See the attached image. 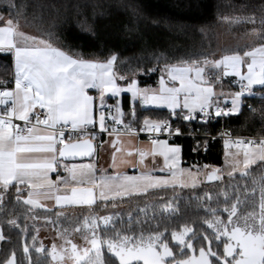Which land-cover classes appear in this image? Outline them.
Instances as JSON below:
<instances>
[{
	"label": "snow or ice",
	"instance_id": "6c2138e0",
	"mask_svg": "<svg viewBox=\"0 0 264 264\" xmlns=\"http://www.w3.org/2000/svg\"><path fill=\"white\" fill-rule=\"evenodd\" d=\"M0 22V53L11 54L15 63L14 88L0 90V208L4 194L11 189L20 201L21 186L28 190L23 204L31 209L44 207L42 198H54L57 207L92 208L98 202L104 207L109 203L115 207L117 200L169 187H185L186 175L195 187L194 174L180 167V148L170 146L167 140L152 137L149 151L125 150L119 140L121 129L132 133V126L124 123L119 101L113 115L106 97H119L127 92L141 107L166 108L173 117L179 115L185 121L197 119L200 114L199 118L206 122L213 110L217 117L238 114L241 97L251 93L253 86L264 87V45L243 53L225 54L216 60L205 58L203 62L164 61L161 67L158 61L157 67L148 69L160 72L158 87L141 88L136 80L129 81L127 86L118 84V79L126 77H118L113 70L116 55L103 62L74 58L47 40L27 36L12 18L5 20L0 15ZM248 22L255 23V18L249 17ZM261 23L264 24V19ZM209 67L214 71H206ZM227 77L236 78L239 91L231 94L230 101L223 99L224 104H231L224 109L220 107L224 94L221 91L218 97L215 85ZM89 90H95L97 95ZM132 115L135 116L134 109ZM97 125L98 132L89 131ZM139 131L180 134L167 120L145 119ZM100 133L116 136L110 142L114 149L111 172L98 170L93 162L64 163L94 157L93 141ZM233 147L238 151L232 154V159L235 161L242 153L245 170L257 161H264V139L225 140L226 149ZM137 156L139 159L133 165L129 158ZM148 156L153 158L154 165L155 158L162 157L163 165L131 175L121 170L128 165H143ZM238 167L239 162H235L233 168ZM60 168L66 176L60 174ZM155 171L165 175H155ZM52 173H56L55 179ZM208 179L220 177L211 174ZM253 184V188L245 186L231 197L224 192L222 206L217 202L216 206L204 209L206 230L199 239L186 224L170 232L167 226L161 229L159 224L150 229L137 228L132 227L130 216L128 227L120 228L119 216L92 213L74 229L81 233L83 247L66 236L64 245L58 249L53 244L47 255L53 264H264V177ZM62 186L67 191L62 192ZM163 211L176 210L166 205ZM8 223L20 227L15 219ZM3 239L0 232V240ZM35 250L45 252L42 245ZM23 251L28 257L29 248L25 246ZM5 264H18L15 253Z\"/></svg>",
	"mask_w": 264,
	"mask_h": 264
},
{
	"label": "trees",
	"instance_id": "16d2710c",
	"mask_svg": "<svg viewBox=\"0 0 264 264\" xmlns=\"http://www.w3.org/2000/svg\"><path fill=\"white\" fill-rule=\"evenodd\" d=\"M0 15L12 18L32 36L51 42L73 57L106 61L116 55L115 72L118 77H126L118 82L126 85L136 80L140 87L157 83L160 72L148 69L157 67L158 61L161 67L164 61L203 62L205 58L216 60L225 54L243 53L264 45V24L261 23L264 0H0ZM249 17H254L255 23L248 22ZM220 37H227L231 43L220 46ZM12 67V55L0 53V89L13 77ZM254 92L256 96L243 98L238 115L219 117L204 124L198 122V115L191 121H185L182 116L173 119L183 131L189 124L194 132H199L195 139L180 137L174 142L182 148L184 165L223 166L225 141L211 138L219 135L222 128L235 136L264 137V87ZM123 102L124 111L129 113V96H124ZM146 118L159 121L170 116L164 110L137 105L136 123L132 125L141 126ZM205 145L206 150L202 152ZM247 172L246 176L224 177L211 185L204 183L192 189L166 188L150 191L145 196L129 197L125 200L134 199L139 207L127 212L116 210L112 214L130 217L144 210L171 205L177 212L160 213L155 219L161 228L182 222L196 224L205 214L204 202L214 206L224 192L241 187L250 177L264 176V162L253 165ZM16 195L11 189L0 208V230L4 237L0 244V264L13 253L23 256L25 246L29 254L35 255L33 245L39 227H50L55 218L64 224L81 223L80 218L70 213L32 210L23 204L24 191L20 193V201L16 200ZM98 206L99 203L93 208L76 211ZM12 219L17 220L20 227L9 224ZM33 237H36L35 242Z\"/></svg>",
	"mask_w": 264,
	"mask_h": 264
},
{
	"label": "crops",
	"instance_id": "0c3cea01",
	"mask_svg": "<svg viewBox=\"0 0 264 264\" xmlns=\"http://www.w3.org/2000/svg\"><path fill=\"white\" fill-rule=\"evenodd\" d=\"M0 23H2V22H0ZM30 37H34V36L30 35ZM35 38H37L38 40L42 39V38H38V37H35ZM257 47H259V46H257ZM218 59H220V58H218ZM12 61H13L12 76L15 79V63H14V57L13 56H12ZM113 70L115 72V68ZM206 71H214V69H211L209 67L208 69H206ZM118 84H120V83L118 82ZM120 85L121 86H127V84L126 85L120 84ZM138 86H139V84H138ZM157 87H158V81H157L156 84H154V85H152L151 87H148V88H157ZM261 87L262 86H259V85L253 86V89H252L251 93H246L243 97H241L239 113L241 112V109H242V106H243V98L246 97V96H256L257 94L254 92V90L257 89V88H261ZM13 88H14V85H13ZM141 88H145V87H141ZM215 91H216L218 97L220 96L221 91L223 92L224 95L222 97H220V99H221V103L220 104H222L223 103L222 102L223 99L227 98L230 101L231 94L235 93L236 91H239V84L236 83V78L235 77H227V78H224L221 83H217L215 85ZM89 93L92 94V95H97L95 90H89ZM124 96H129V98H130L131 110H130L129 113H126L124 111V102H123ZM106 101H107V105L110 106V108L113 109L114 115L116 114V107L115 106L117 105V101H119V107L121 108V110L124 113V117H123L124 123L125 124H129L130 123L131 125L136 123V106L140 105V104H139L138 101L134 102L132 100L131 93H127V92L121 93V95L119 97L107 96L106 97ZM98 103H99V101L97 100V104ZM228 104H230V102ZM230 107H231V104H230ZM143 108H145V107H143ZM147 108L164 110L167 113H169V116H170L169 119H175L177 117V116L173 117L172 114L169 112V110L166 109V108H154V107H147ZM133 109L135 111V116L132 115ZM238 114H230V115H227V116H224V117L235 116V115H238ZM212 116H215L214 115V110H213V115ZM146 119L155 121V120L150 119V118H146ZM96 129L99 130L98 125L96 126ZM115 139H116L115 134L107 135V136H99V137H97V139H95L96 140V153H95L94 157L91 160H89V161H78V162H64V163L70 165L72 163L93 162V163H95V165H96L98 170L107 169L109 172H111L112 169H111L110 165H111V158H112V154H113L114 149L112 148V145H111L110 142L115 140ZM119 140H120L122 146L125 148L126 151L128 149H133V150H135V149H143L145 151H149L151 149L150 141L147 140V139H144V138H137V137H133V136L120 135L119 136ZM161 140H163V139H161ZM102 141H103V144H101ZM168 143H169L170 146H175V147H179L180 148V150H181L180 151V167L182 169H184L186 172L187 171H191L194 174V176H195V187L201 186L202 184L205 183L206 176H207V174H208V172L210 170H215L217 175L220 177L219 180H221L224 177L225 178H231V177H235V176H241V173L243 171H248L253 165H255L257 163H260V162H264V161H257L255 164L250 165L249 168L247 170H245L243 168V154L242 153L235 157V161L232 159V154H234V153H236L238 151V149L236 147H233L231 149H228L227 151L225 150L224 164L221 167H206V166L202 167V166H198V165H184L181 146L176 144V143H171V142H168ZM129 159H131L132 160V164L135 165V162H136V160L139 159V157L137 156V157H132V158H129ZM155 161H156V164L154 165L153 164V158L151 156H148L146 158V160H145L143 165H136L135 167H133L132 165H128V166L123 167L121 170L124 171V172H127L130 175L131 174H138L140 171H153V169L156 168L157 166H162L163 165V158L162 157H156ZM235 162H239V167L234 169L233 168V164ZM59 171H60L61 175H64V176L67 175V173L64 172L63 168H60ZM153 174H155V175H165V173H160L158 171L153 172ZM51 175H52V178L55 179L56 173H52ZM196 179H198V180H196ZM183 180L185 181L187 186H185V187L177 186L175 188H180V189H192V188H195V187L192 186V179H190L187 175L183 177ZM169 188H172V187H169ZM21 189L26 194L25 198H27V191L28 190L25 188V186H21ZM63 191H67V189H63V186H62V192ZM41 204L44 207L37 208V209H32V210L45 211V212H49V213L56 212L58 214H68V213H71L73 211H76L77 209H88L89 208L87 206H69V205H66L64 207H57L56 204H55L54 198H51V199H43L42 198L41 199ZM27 206L30 208L29 205H27ZM95 206H93V207H95ZM0 232H1V230H0ZM1 242H2V240H1Z\"/></svg>",
	"mask_w": 264,
	"mask_h": 264
},
{
	"label": "flooded vegetation",
	"instance_id": "af4514ba",
	"mask_svg": "<svg viewBox=\"0 0 264 264\" xmlns=\"http://www.w3.org/2000/svg\"><path fill=\"white\" fill-rule=\"evenodd\" d=\"M262 177H264V176H262ZM260 178L261 177H250V178H248V181H247L246 184L242 185L241 187L239 186L236 189H232V190L230 189L229 191H227V193L229 194V197H231L234 194V192H237L238 190L243 189L245 186L248 189L253 188L254 187L253 181L254 180L258 181ZM230 188H232V187H230ZM206 202H204L205 203V208L209 207V206H207V204H210V206H213V204L211 205V203H206ZM217 202H220V204L222 206L223 195H222V197L220 199L215 201V205L214 206L217 205ZM163 209H164V207H162V208H154V209H151V210H144L143 212L138 213V214L136 213L135 215L131 216L133 218L132 227H137L138 228V227L143 226V227H145L147 229L155 227L157 225L155 223V219L157 218V216L160 215V213H163L165 215L172 214V213L163 211ZM175 212H177V210ZM109 215H112V214H109ZM206 215H207V213L205 212L204 216L201 217L198 220V223H196V224L195 223L194 224L193 223H189V222L188 223L187 222H182L179 225H171V226L169 225L168 226L169 232L173 228H179L180 226L186 224L189 227L193 228L196 238L199 239L200 236L203 234V232L206 230V224H204V219H205ZM119 217L121 218V220L117 221L118 227L127 228L128 227L127 221H128L129 217H121V216H119ZM171 217L173 218V216H171ZM51 221H53V220L51 219ZM149 221H150V223H149ZM39 222L41 223V221H39ZM137 222H139V223H137ZM78 225H82V222L77 224V225H73V224L70 225V224H64V223L60 222L59 218H55V221L52 222V225L50 227L47 228L46 226H40L39 229H38V233H37L36 244L33 245L35 255L34 254L33 255L28 254V257H26L25 254L23 256H16L18 264H29V257L31 259V264H53V261L51 260V257L47 255V253L51 250V247L46 245V244L43 245L41 240H39V238H38V236L41 234V231H47L48 229H49V231H51V232H53L55 234V237L57 238L55 240V243L57 244L58 249L61 246L64 245V240H65L66 236L70 237L73 240V242L76 243L77 245L83 247L85 245V241L82 238L81 233L74 231V229ZM161 229H163V228H161ZM65 230H67V231H65ZM208 231H210V230H208ZM41 245L44 247L45 252H37L35 250V247H39ZM107 255L108 254L105 251V256L107 257ZM5 262H3V264H5Z\"/></svg>",
	"mask_w": 264,
	"mask_h": 264
},
{
	"label": "built area",
	"instance_id": "2783aa9c",
	"mask_svg": "<svg viewBox=\"0 0 264 264\" xmlns=\"http://www.w3.org/2000/svg\"><path fill=\"white\" fill-rule=\"evenodd\" d=\"M6 87H4L3 89H13V85H14V78L12 77L7 83H6ZM1 89V90H3ZM220 107L221 108H224V109H227V108H230V104H220ZM111 110V113L114 115V111L112 108H110ZM198 116H200V114H198ZM220 117H224V116H220ZM219 117L217 116H210L209 118H207V121H203L199 118L198 122L201 123V124H204V123H207L209 122L210 120H215ZM167 121L171 124V127L173 130L175 129H179V132L180 134L179 135H176V134H173L171 136H169L167 133H161L159 135L157 134H154V133H148V132H141L139 131V129H141L143 127V125L141 126H134V125H131L132 126V129H133V132L132 133H127L123 128L121 129V133L120 135H127V136H133V137H137V138H144V139H147V140H151L152 137H155V138H158V139H163V140H167L168 142H171V143H174L178 138L180 137H190L192 139H195L197 137H199V132L198 130L196 132H194L192 129H191V125L189 124H186L184 127H185V131H183L182 127L180 125H177V124H174L173 123V119H167ZM108 124L110 126H112V122L111 120H108L107 121ZM17 123H20V122H17ZM89 131H96L98 132L99 130L98 129H92L90 128ZM187 131V132H186ZM109 135L108 133H100L98 135L99 136H107ZM211 138L213 139H219V140H229V141H237V140H261V139H264V137H249V136H235V135H232L227 129L225 128H222L220 130V134L219 135H216V136H211ZM96 142V140H94ZM206 150V145L204 146V148H202V152H204ZM194 152H198L197 149L194 150ZM5 196V194H4Z\"/></svg>",
	"mask_w": 264,
	"mask_h": 264
},
{
	"label": "rangeland",
	"instance_id": "374dc122",
	"mask_svg": "<svg viewBox=\"0 0 264 264\" xmlns=\"http://www.w3.org/2000/svg\"><path fill=\"white\" fill-rule=\"evenodd\" d=\"M4 18L8 19L7 16H4ZM19 30L22 31L27 36L31 35L30 33H28L25 30H23L20 26H19ZM228 43H231V42H229L227 37H224V38L220 37V39H219V45L220 46L227 45ZM148 87H151V86H148ZM225 150L227 151L228 149H225ZM196 180H198V179H196ZM115 207H118V208H113V206L111 204H109L107 207H104L103 205H101L99 203V206L96 207L95 209L73 211L72 213H70L71 214L70 216H73L75 218H80L81 222H83V218L86 217V216H89L92 213H94V214H96L98 216H104L107 213H111V214L115 213L116 210H124V211L127 212L129 209H132V208L134 209V208H137L139 206L136 204V202H134V199H130V200L122 201V202L121 201L120 202H116V206ZM67 216H69V215H67ZM38 238H39V240H41L43 245L46 244V245H48L50 247H52L53 244L57 245L55 243V240L57 238L55 237V234L53 232L49 231V229L47 231H41V234L38 236ZM0 243H1V240H0Z\"/></svg>",
	"mask_w": 264,
	"mask_h": 264
},
{
	"label": "water",
	"instance_id": "95a60500",
	"mask_svg": "<svg viewBox=\"0 0 264 264\" xmlns=\"http://www.w3.org/2000/svg\"><path fill=\"white\" fill-rule=\"evenodd\" d=\"M93 143L96 145V142H95V141H93ZM95 153H96V151H95ZM95 153H94V155H95ZM92 158H93V157H92ZM92 158L85 157V158H83V159L77 158L76 160H71V159H69V160L64 161V162L89 161V160H91ZM211 174H215V175H217V173H216L215 170H210V171L208 172L207 176H206V179H205V184H207V185H211V184L217 183V182L219 181V179L209 180V179H208V176L211 175ZM217 176H218V175H217Z\"/></svg>",
	"mask_w": 264,
	"mask_h": 264
}]
</instances>
